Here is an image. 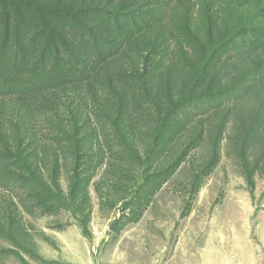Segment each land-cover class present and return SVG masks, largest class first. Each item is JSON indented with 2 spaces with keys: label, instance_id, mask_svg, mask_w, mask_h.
Here are the masks:
<instances>
[{
  "label": "rangeland",
  "instance_id": "obj_1",
  "mask_svg": "<svg viewBox=\"0 0 264 264\" xmlns=\"http://www.w3.org/2000/svg\"><path fill=\"white\" fill-rule=\"evenodd\" d=\"M8 1L2 53L25 61L0 62V154L14 130L42 182L38 206L0 162V264H264V0H18L92 10L97 46L67 24L85 77L31 70L39 18L21 9L14 32Z\"/></svg>",
  "mask_w": 264,
  "mask_h": 264
},
{
  "label": "trees",
  "instance_id": "obj_2",
  "mask_svg": "<svg viewBox=\"0 0 264 264\" xmlns=\"http://www.w3.org/2000/svg\"><path fill=\"white\" fill-rule=\"evenodd\" d=\"M8 4L12 5V8L15 9V12L17 14L16 20L14 22V25L12 26L13 31L16 32V29L18 28L19 23L21 22L19 19V13H21L22 10H29V11H35L37 13V16L39 18V23H37V34L39 35L41 39V47L39 49V52L37 53V58L35 61L31 64L30 68L33 71H39L42 69L45 65H49L48 69L49 71L54 75V76H63L66 74H69L70 70H72L71 65H73L76 69L73 72H82L84 77L87 75V72L83 68L84 66V59L83 56L86 53V51H81L77 49V45L73 44L69 40V35L70 31L67 27L68 25H73L77 23L75 28L73 29V32L77 29V33L79 34H89L91 44L93 47L97 46L96 44L98 43H93L95 40V34L92 33L91 30H85L82 25H80L77 20L79 18L81 19H86L88 17L89 12L92 10H87L83 6H81L78 9H75L72 12H54V11H49L48 9H45L42 6H37V5H31V3L27 4H21L18 0H9ZM22 9V10H21ZM96 12H94L95 14ZM6 25L10 26L9 20L6 21ZM8 38L4 35L3 38L0 41V62H2L3 59H9V57H16L18 60V64H22L25 61L24 54L20 53L11 55L9 52H6L5 54L2 52H5L2 47L7 43ZM32 43V41H31ZM106 46L108 47L109 51L105 52V54L101 57L100 61L103 62L105 59V56L108 55V58H110L109 52L112 51L113 47L110 48V43L107 41L105 42ZM18 52V51H17ZM78 77L71 76L72 82H79ZM141 82V86L139 88L141 91L147 93V83L144 79L139 78ZM47 89V88H44ZM145 95V94H144ZM195 95H192L190 97H193ZM126 98H128L126 96ZM122 100V99H120ZM125 102V100L123 101ZM184 102H179L172 104L169 107V110H167V113L165 116L160 117L159 114H156V120H157V126L155 130V148L158 146V143L164 142V146H167L169 141L172 140L175 136V132H179L178 127L177 128H172L170 129L169 127V119L172 118L174 112L181 106L183 105ZM122 104L120 103V110H122ZM154 109V108H153ZM157 112V111H156ZM168 122V123H167ZM16 130V128H15ZM25 132V131H24ZM177 132V133H178ZM25 136V135H23ZM22 136V137H23ZM69 139V140H68ZM67 140L71 142L75 147H78L77 145V139H75L73 136H70ZM12 142H13V149L16 150V145H19L23 143V140L21 141L20 138L18 137V134L12 130ZM173 142V140H172ZM10 146V145H9ZM11 147V146H10ZM10 147L7 149L6 153L0 154V162H7L9 165H14L16 166V169L20 171L22 169V173H17L15 171H5L4 176L2 180H7L6 182L8 183L11 182V184H15L20 182V185L23 186L24 188H28V193L27 196L28 198L34 199L36 202V205L39 206V200L37 198L40 196V189L36 187L35 180H37L40 185L42 180L39 179L40 174L38 173L37 167L34 169V167L31 164V160H29L27 157H21L18 154L13 153L10 149ZM154 148V150H155ZM70 153H74L76 149L70 148L68 149ZM155 152V151H154ZM153 151L151 153H154ZM76 155V154H75ZM72 155V158L75 159L76 156ZM180 154L178 157H176L173 160V163L171 166L168 168H172V170H169L171 173L173 172V169L175 166L179 164V158ZM30 158V157H29ZM26 160H29L30 162L27 163ZM76 160V159H75ZM23 163V164H22ZM24 165V167H23ZM20 167V169H19ZM56 166H53V169L55 170ZM75 168V167H74ZM24 169V170H23ZM37 171V172H36ZM168 171V170H167ZM169 173V172H168ZM1 177V176H0ZM37 178V179H36ZM73 179L75 180V185L78 184L80 177L77 175H74ZM41 181V182H40ZM14 185V186H15ZM13 188V187H12Z\"/></svg>",
  "mask_w": 264,
  "mask_h": 264
},
{
  "label": "water",
  "instance_id": "obj_3",
  "mask_svg": "<svg viewBox=\"0 0 264 264\" xmlns=\"http://www.w3.org/2000/svg\"><path fill=\"white\" fill-rule=\"evenodd\" d=\"M114 226H115V221H113V222L111 223V225L109 226L108 230H109V231H112V230L114 229Z\"/></svg>",
  "mask_w": 264,
  "mask_h": 264
}]
</instances>
